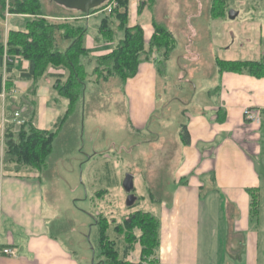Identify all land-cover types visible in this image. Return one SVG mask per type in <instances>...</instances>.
Segmentation results:
<instances>
[{
  "label": "crops",
  "instance_id": "1",
  "mask_svg": "<svg viewBox=\"0 0 264 264\" xmlns=\"http://www.w3.org/2000/svg\"><path fill=\"white\" fill-rule=\"evenodd\" d=\"M144 1L129 0L128 25H141L147 45L153 27L152 13ZM175 1L156 0L154 13L163 11L164 6L160 17H164L166 26L168 8L177 12ZM145 12L149 20L140 23V15ZM240 13L251 25L255 23L254 27L264 28V3L246 4L239 8L237 17ZM92 16L96 15L79 20L86 21L87 33L97 39L94 43L87 36L90 42L85 46L89 50L84 61L91 65L87 69L85 64L89 75L95 57L109 52L123 34L116 32L115 43L103 40L97 30L101 17L88 25ZM184 17L179 15L183 20ZM5 21L6 26L10 20ZM13 22L12 29H19ZM169 61L170 56L166 74ZM27 68L28 62L20 58L12 72L3 75L13 77L10 88L3 87L0 92V134L4 126L14 123V111L24 122L42 130H51L66 111L67 101L57 94L56 79L49 77L54 71H64L48 69L35 81L20 79V71ZM158 76L154 62L147 60L139 64L135 76L123 86V97L129 106L127 124L134 133L148 129L150 121L158 119L154 114L165 91L163 84L158 86ZM215 78L213 89L203 86L204 99L196 102V110L192 111L188 100L182 111V125H186L190 142L181 144L172 186L163 196L165 199L158 197L155 210L152 208L158 220L154 251L158 264H264V75L223 71ZM246 108L258 112L259 121L247 120L243 113ZM217 113L224 114V120L219 121ZM42 187L43 181L34 169L0 162V248L9 247L16 253H0V264H85L87 249L79 244V234L72 236L69 231L60 235L50 230L54 214L51 207H46L47 214L43 213ZM248 190L256 194L255 215L250 214ZM133 252L139 251L134 248L127 255L129 260Z\"/></svg>",
  "mask_w": 264,
  "mask_h": 264
},
{
  "label": "rangeland",
  "instance_id": "2",
  "mask_svg": "<svg viewBox=\"0 0 264 264\" xmlns=\"http://www.w3.org/2000/svg\"><path fill=\"white\" fill-rule=\"evenodd\" d=\"M39 2L40 9L45 14L40 18L56 25L79 21L94 14L96 16L88 21L90 25L94 19L101 17V14H97L100 8L82 16L75 10L64 9L50 0ZM259 3L263 4L264 0H218L213 6V13H210L212 0H176L177 12L168 8L165 15L167 26L177 43L170 55L167 74H158V86L163 84L165 91L154 114L158 119L153 118L148 129L140 133L130 130L127 124L129 106L117 78L111 77L96 83L95 76L92 75L85 79L84 95L77 111L66 116L50 130L54 134L51 152L42 167L32 168L43 181V213L47 214L46 207L52 208L54 218L49 227L55 234L61 235L69 231L72 236L79 234V244L87 249L85 264H104L99 262L102 257L92 256L91 248L93 244L96 246L97 232L92 224L94 217L99 220L105 218V223L109 224V236L121 248L125 241L122 234L113 230L115 224L119 225L135 211L151 214L152 208L155 210L157 198L167 195V189L172 186L174 169L181 158L182 142L179 132L181 125L185 124L182 111L188 100H191L192 111H195L196 102L204 99L203 86L213 89L217 84L216 57L228 60V57L235 56L230 60L264 61V28L254 27L255 23L252 26L243 18V13L233 19L227 16L229 9L237 12L246 4ZM7 5L6 0L3 13H0L4 19L0 25V47L5 44L7 29L14 28L11 20L22 30L28 20L39 19L34 14L9 13ZM155 6L156 2L154 8ZM162 8L163 11L158 9L157 18L161 19L160 13L165 12L164 6ZM222 10L224 17L215 16ZM181 14L186 15V21L179 18ZM211 14L215 16L213 20L210 19ZM6 18L10 21L5 26ZM147 20L148 13H142L140 23H146ZM83 23L86 24V21ZM88 35L94 43L97 42L93 34L87 33L85 46L90 42L87 40ZM60 46L65 47V43L61 42ZM85 64L87 69L90 68L87 61ZM48 69L52 71L58 68L49 66ZM187 108L190 110V106ZM1 140L0 134V162H3ZM126 174L132 176V194L136 197L132 206L125 205L127 193L121 185ZM46 219L49 220V217L46 216ZM133 234L137 239L140 229H131L130 235ZM90 239L92 243H89ZM136 239H131L133 249L137 248L139 251L133 252L131 256L135 262L141 258L139 239ZM145 249V253L149 252L147 256L144 255L146 260L152 259V252L147 247Z\"/></svg>",
  "mask_w": 264,
  "mask_h": 264
},
{
  "label": "trees",
  "instance_id": "3",
  "mask_svg": "<svg viewBox=\"0 0 264 264\" xmlns=\"http://www.w3.org/2000/svg\"><path fill=\"white\" fill-rule=\"evenodd\" d=\"M215 1L218 3V0H212L210 13H213ZM116 2V7L110 13L101 14L100 22L97 25L98 36L105 41L111 42L115 39L116 32L119 31L123 33L122 37L117 40L109 52L95 57L94 68L91 75H89L85 70L84 61L88 56V50L84 45V38L87 33V26L84 23L74 20L72 23H59L56 25L46 21L45 18H40L45 14L40 9L39 0H7L9 13L34 14L39 16V19L28 20L22 30H7L5 44L0 47V92L3 87L5 89L10 88L13 76L3 78V75L5 72L11 73L15 67L14 61L20 58L28 62V68L19 73L20 79H33L35 81L45 72L47 74L49 66L64 71L63 73L52 72L49 74V77L56 79L54 88L57 90V94L67 101L66 111L54 124L53 127H55L66 116L77 111V106L82 102L84 95L85 79H89L92 75L95 76L94 81L96 83L115 77L120 81L123 90L126 80L133 78L137 73L139 64L152 60L158 74L163 76L165 74L166 61L176 47V40L163 19L157 18L155 15L154 3L156 0L144 1V4L152 13L151 24L153 27V33L147 45L144 44L141 25H128L129 0H116ZM5 4L6 0H0V13H3ZM102 5L90 10V13L98 10ZM217 6L219 7L218 4ZM76 12L85 16L84 13ZM223 15H225L224 10L215 16L221 18L224 17ZM215 16L211 14L210 17L213 18ZM61 42L65 43V47L62 48L60 46ZM4 53L11 59L5 64ZM215 62L219 73L233 71L255 76L264 75V61L261 60H223L216 57ZM217 115L219 121L224 120V114L219 115L217 113ZM12 125L14 124L10 123L2 128L3 163H13L29 168L42 167L52 149L54 136L52 131L37 129L30 125L27 120L18 129H15ZM179 135L183 144L190 142L186 125H181ZM248 191L250 194V214L255 215L257 212L256 194L254 191ZM139 213L144 215V217H141ZM94 220L93 226L97 228V232L96 246L93 244L92 256L102 257L99 262L104 264H158L154 256V251L158 244V220L156 216L146 212L135 211L125 217L119 225L115 224L113 230L117 234H122L124 237L123 241H125L121 251L117 241L109 236V224L105 223V218L99 220V218L94 217ZM135 227L140 229V235L137 239H139L141 247L139 255L141 258L136 262L127 258V255L133 250L131 239H136L134 234V237L130 235V230ZM90 242L91 239L89 240ZM146 247L152 252L153 258L150 260L145 258L147 253H149H145Z\"/></svg>",
  "mask_w": 264,
  "mask_h": 264
},
{
  "label": "water",
  "instance_id": "4",
  "mask_svg": "<svg viewBox=\"0 0 264 264\" xmlns=\"http://www.w3.org/2000/svg\"><path fill=\"white\" fill-rule=\"evenodd\" d=\"M50 1L66 9L79 11L81 13H84L85 15H88L90 10L100 6L106 0H50ZM236 15H237V12L232 9H229L227 11V16L230 19H233ZM121 185H122L123 190L127 193L126 199H125V205L132 206L136 200V197L132 194V190L134 188L132 176L130 174H126L122 180Z\"/></svg>",
  "mask_w": 264,
  "mask_h": 264
},
{
  "label": "built area",
  "instance_id": "5",
  "mask_svg": "<svg viewBox=\"0 0 264 264\" xmlns=\"http://www.w3.org/2000/svg\"><path fill=\"white\" fill-rule=\"evenodd\" d=\"M117 5V2L116 0H106L103 5L100 7V10H98L97 12L100 13V14H108L110 13ZM6 16L8 15V13H5ZM0 23H1V17H0ZM3 59H4V64L5 62L7 61H11L10 57L4 53L3 54ZM16 62V60L14 61ZM3 95V94H2ZM244 113V117L247 119V120H250V121H254V122H257L259 121V114L258 112L250 109V108H246L244 109L243 111ZM20 113L18 111H14L13 112V118H14V126L16 127H19L24 121L22 120V118H20ZM0 253L1 254H5V255H12L14 256L16 253L14 252L13 249L9 248V247H2L0 248Z\"/></svg>",
  "mask_w": 264,
  "mask_h": 264
},
{
  "label": "flooded vegetation",
  "instance_id": "6",
  "mask_svg": "<svg viewBox=\"0 0 264 264\" xmlns=\"http://www.w3.org/2000/svg\"><path fill=\"white\" fill-rule=\"evenodd\" d=\"M95 223V221H93V223L92 224H94Z\"/></svg>",
  "mask_w": 264,
  "mask_h": 264
}]
</instances>
